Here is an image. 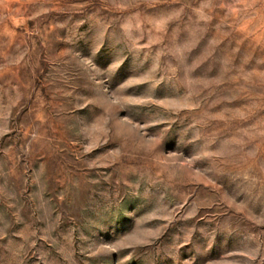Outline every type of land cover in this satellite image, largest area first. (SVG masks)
Segmentation results:
<instances>
[{"label": "rangeland", "instance_id": "374dc122", "mask_svg": "<svg viewBox=\"0 0 264 264\" xmlns=\"http://www.w3.org/2000/svg\"><path fill=\"white\" fill-rule=\"evenodd\" d=\"M0 264H264V0H0Z\"/></svg>", "mask_w": 264, "mask_h": 264}]
</instances>
